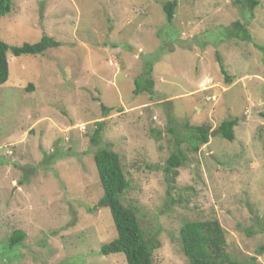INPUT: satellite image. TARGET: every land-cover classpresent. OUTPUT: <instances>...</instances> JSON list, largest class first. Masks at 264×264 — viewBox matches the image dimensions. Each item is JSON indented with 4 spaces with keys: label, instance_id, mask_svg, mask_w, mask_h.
I'll use <instances>...</instances> for the list:
<instances>
[{
    "label": "rangeland",
    "instance_id": "obj_1",
    "mask_svg": "<svg viewBox=\"0 0 264 264\" xmlns=\"http://www.w3.org/2000/svg\"><path fill=\"white\" fill-rule=\"evenodd\" d=\"M168 1L12 0L2 41L16 47L47 35L61 46L9 53L0 86V264H127L100 253L117 236L110 210H95L103 190L94 154L106 145L130 182L125 201L160 242L154 264H190L181 227L210 220L233 259L264 264V52L256 48L264 46V0L253 11L236 0H179L172 23ZM236 22L253 42L231 36ZM154 58L152 93L136 95ZM228 119L239 121L232 142L213 135ZM186 125L211 129L197 153ZM180 152L173 182L165 169ZM16 231L25 237L12 245Z\"/></svg>",
    "mask_w": 264,
    "mask_h": 264
},
{
    "label": "trees",
    "instance_id": "obj_2",
    "mask_svg": "<svg viewBox=\"0 0 264 264\" xmlns=\"http://www.w3.org/2000/svg\"><path fill=\"white\" fill-rule=\"evenodd\" d=\"M253 11L260 5L259 0H236L234 2ZM179 0L168 1L164 5V12L169 23H172L176 14ZM12 12V0H0V22ZM233 38L243 41L253 42L249 29L245 24L236 22L229 30ZM60 42L50 36H44L39 43L23 44L22 46L10 47L0 39V86L6 84L10 76L9 53L14 57L27 55H43L49 49L60 47ZM256 48L264 52V46L256 45ZM153 60L146 63L143 77L136 79L135 94L144 92L152 93L153 88ZM221 63V70L226 74ZM34 87H32L33 89ZM104 112L109 111L103 107ZM238 119H228L222 122L220 127L214 131L215 136L232 142L235 139V128L238 126ZM104 130V123H98L91 140L94 144L101 143V135ZM186 138L191 151L197 153L200 148L210 142L211 129L208 126H188L186 125ZM186 156L180 152L173 154L167 162L165 171L172 175L173 182L177 177V169L180 168ZM94 162L97 167L103 195L95 210L109 209L116 238L101 248V255L122 254L127 264H154L153 253L160 247V242L156 238L149 237L141 227L139 220V210L133 206V202L124 199L125 193L130 188V182L126 178L121 157L113 151L111 145L102 146L94 154ZM12 245L19 244L24 239L21 231L13 234ZM180 237L183 251L190 261V264H243L233 259L226 252L225 232L217 220L210 221H185L180 230ZM255 262L256 258H252Z\"/></svg>",
    "mask_w": 264,
    "mask_h": 264
}]
</instances>
